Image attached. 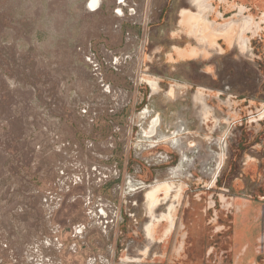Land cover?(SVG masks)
Segmentation results:
<instances>
[{
	"label": "rangeland",
	"instance_id": "obj_1",
	"mask_svg": "<svg viewBox=\"0 0 264 264\" xmlns=\"http://www.w3.org/2000/svg\"><path fill=\"white\" fill-rule=\"evenodd\" d=\"M89 1L0 0V264H264V0Z\"/></svg>",
	"mask_w": 264,
	"mask_h": 264
},
{
	"label": "crops",
	"instance_id": "obj_2",
	"mask_svg": "<svg viewBox=\"0 0 264 264\" xmlns=\"http://www.w3.org/2000/svg\"><path fill=\"white\" fill-rule=\"evenodd\" d=\"M190 15V13L188 12V10H182L179 14L180 16V25H181V29L179 31H181V33L186 34L185 30H187L189 23L187 22V16ZM187 35V34H186ZM196 52L195 48L190 46V47H175L171 50V53L173 56H180V57H185L187 55H192ZM246 208V207H245ZM254 238V236H253Z\"/></svg>",
	"mask_w": 264,
	"mask_h": 264
},
{
	"label": "bare ground",
	"instance_id": "obj_3",
	"mask_svg": "<svg viewBox=\"0 0 264 264\" xmlns=\"http://www.w3.org/2000/svg\"><path fill=\"white\" fill-rule=\"evenodd\" d=\"M97 1H98V0H90L89 3H88V6H89L90 8H93L94 10H96V9L98 8V6H97Z\"/></svg>",
	"mask_w": 264,
	"mask_h": 264
},
{
	"label": "flooded vegetation",
	"instance_id": "obj_4",
	"mask_svg": "<svg viewBox=\"0 0 264 264\" xmlns=\"http://www.w3.org/2000/svg\"><path fill=\"white\" fill-rule=\"evenodd\" d=\"M256 229H257V228H256ZM251 230H252V231L254 230L252 226H251ZM251 235H252V232H251ZM252 237H253V235H252Z\"/></svg>",
	"mask_w": 264,
	"mask_h": 264
}]
</instances>
